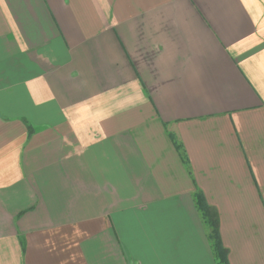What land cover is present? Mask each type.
<instances>
[{
  "label": "crops",
  "instance_id": "1",
  "mask_svg": "<svg viewBox=\"0 0 264 264\" xmlns=\"http://www.w3.org/2000/svg\"><path fill=\"white\" fill-rule=\"evenodd\" d=\"M264 264V0H0V264Z\"/></svg>",
  "mask_w": 264,
  "mask_h": 264
},
{
  "label": "trees",
  "instance_id": "2",
  "mask_svg": "<svg viewBox=\"0 0 264 264\" xmlns=\"http://www.w3.org/2000/svg\"><path fill=\"white\" fill-rule=\"evenodd\" d=\"M197 202L210 229V239L212 240L215 254L222 263L226 264L227 250L219 237L217 211L205 202L204 196L201 193L197 194Z\"/></svg>",
  "mask_w": 264,
  "mask_h": 264
}]
</instances>
